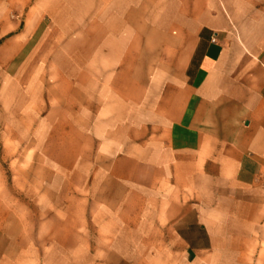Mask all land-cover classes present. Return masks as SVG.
I'll return each mask as SVG.
<instances>
[{"label":"crops","instance_id":"crops-1","mask_svg":"<svg viewBox=\"0 0 264 264\" xmlns=\"http://www.w3.org/2000/svg\"><path fill=\"white\" fill-rule=\"evenodd\" d=\"M27 47L44 104L0 139L75 179L37 214L0 177V264H264V0H0Z\"/></svg>","mask_w":264,"mask_h":264},{"label":"rangeland","instance_id":"rangeland-1","mask_svg":"<svg viewBox=\"0 0 264 264\" xmlns=\"http://www.w3.org/2000/svg\"><path fill=\"white\" fill-rule=\"evenodd\" d=\"M8 17L14 19V9L8 11ZM28 47L13 60H0V131L8 133V136L11 131L17 133L13 136H21L24 133L29 103H34L35 106L44 104L40 93L43 89L42 77L28 75L26 66L22 67L23 57ZM27 143L26 140L21 139L5 141L0 139V177L13 200L15 197L22 205L39 214L42 212L41 200L46 186L43 182H52L57 186L59 181L74 180L75 176L70 173L43 172V158L39 154L41 142H35L30 147V150L32 152L34 150L35 153L36 169L34 172L27 173L28 165L25 156ZM59 159L64 160V157ZM22 170L24 173L21 172ZM50 190L53 191V189ZM50 190L46 188V191Z\"/></svg>","mask_w":264,"mask_h":264}]
</instances>
